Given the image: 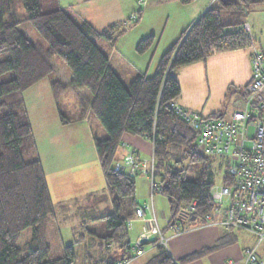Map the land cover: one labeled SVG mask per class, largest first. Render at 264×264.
Wrapping results in <instances>:
<instances>
[{"label":"trees","instance_id":"1","mask_svg":"<svg viewBox=\"0 0 264 264\" xmlns=\"http://www.w3.org/2000/svg\"><path fill=\"white\" fill-rule=\"evenodd\" d=\"M15 1L0 0V76L10 73L8 79L0 81V264H116L140 251L133 246L135 254L125 253L120 258H114L109 251L113 242L118 243V248L132 249L126 240L127 225L138 207L134 200L136 174L113 170L124 133L137 134L152 144L155 191L171 206L168 224L175 222L179 212L187 211L192 215V226L204 225L214 208L210 188L214 185L212 165L216 158L205 156L195 147L193 130L170 105L180 94L174 70L204 60L214 52L244 47L247 36L241 30L246 21H223L226 16L222 15L254 7L264 0H220L219 5H210L160 56L151 75L137 74L128 84L113 71L107 54L95 42L100 37L111 40V26L98 31L86 21H76L59 6L46 7L44 0H19L23 12L18 13ZM24 21L33 25L45 48L18 29ZM228 26L240 28L226 32ZM153 43L154 36L149 35L140 39L135 49L143 53ZM53 57L62 61L69 73L68 85L58 79L51 81L54 99L58 100L67 88L83 91L81 95L90 113L105 131L103 138L94 136V148L111 208L108 214L89 218L104 219V231L88 230L87 221L83 220L73 232L74 242L65 245L54 219V205L28 115L21 94H15L51 75ZM85 108L82 107L80 118ZM58 115L61 123L70 122L59 111ZM184 162L198 164L195 179L185 178L188 167ZM229 182L225 170L221 183ZM192 202L195 204L189 211ZM83 228L87 234L79 230ZM24 231L29 234L23 241ZM51 235L60 243L56 257L51 256ZM150 241L157 254L146 264H183L225 243L218 241L176 261L164 245ZM81 243L84 245L78 258L74 249Z\"/></svg>","mask_w":264,"mask_h":264},{"label":"crops","instance_id":"2","mask_svg":"<svg viewBox=\"0 0 264 264\" xmlns=\"http://www.w3.org/2000/svg\"><path fill=\"white\" fill-rule=\"evenodd\" d=\"M102 1L67 0L63 3L62 0H44V4L48 8H52L54 5L59 6L76 21H86L96 30L102 31L117 23L118 19L120 21L127 16L125 15L126 10L117 4L116 0L113 14L109 11V13L106 12L102 8ZM219 1L192 0L183 3L180 0H145L142 10L139 9L136 27L141 26V22L147 14V17L150 15L152 19L141 36L144 38L153 35L154 39L155 37L157 38L150 48L141 53L142 58L147 59L145 67V64L139 66V64L127 61L125 55L121 52L122 50H116V43L120 40V37H112L111 40L100 37L96 38L95 42L107 54L109 65L113 71L124 84H128L135 75L146 74L151 61L154 58L159 60L160 56L178 40L181 34L196 21L206 8L210 5H219ZM263 5L264 3H261L252 8L256 9L259 7L260 9ZM149 10L151 12L148 13ZM226 12L222 16H227ZM141 19L142 21H140ZM246 22L248 23V21ZM239 28L240 26H236L231 31H237ZM164 35L166 37L162 41L161 38ZM252 40L254 41V39ZM131 43L133 42L131 41ZM257 48L263 53L261 47ZM156 64L157 62L155 66ZM174 77L180 87V94L175 99L177 105L197 112L200 117L221 115L226 101H230L231 106H236L237 104L240 106V98L242 97L244 86L251 78L250 49L244 46L232 50L214 52L204 60H198L178 68L174 72ZM66 79L69 82V77H66ZM44 81L47 82V85H50L51 78H46ZM82 93L83 91L79 92V94ZM235 109L238 108L233 110ZM79 114H76V117L69 123H61L54 112L49 119L41 117L42 121L37 128L41 141L37 143L34 138L50 198L54 205V219L61 241H63L60 234L62 228L70 229L73 235V232L77 230L76 228H79L85 221L86 212L91 218L101 213L99 209H96V206L101 203L110 205L105 181L103 182V188L93 183L92 170L94 169V163L91 164V156L88 159L85 149L80 145V143L85 142L86 148L89 146L90 149V145L94 143L93 130L91 129L93 121L91 120L90 122L89 118V121H85V119L77 120ZM99 132L101 134L100 138L105 137V133L101 128ZM121 142L116 154L117 160L130 149L134 150L138 157L143 160L149 159L152 154L151 142L137 134L124 133L121 137ZM41 148H43L45 155H42ZM43 158H45L47 171L44 168ZM99 168L101 171L100 164ZM138 174L142 175V173ZM145 177L147 176L145 175ZM138 207L141 206L138 205ZM104 210L106 208H103ZM146 212L145 209L143 218L133 214L128 219L127 237L131 231L134 236V242L143 233L147 232L146 222L150 216H147ZM69 219H76L77 221L71 224L66 222ZM191 227L190 230L178 231V233L174 234L169 225L167 226L172 235L168 236L166 248L174 260H182L192 252L212 246L218 241H223L225 242L224 245H220L210 253L190 261L188 260L183 264H228V261H232V264H237L241 262L243 249L246 247L243 246L239 249L236 245L233 248L235 242L231 243L229 238L233 229H224L219 224L191 225ZM252 236L254 235L252 234ZM72 239L74 240L73 237ZM196 239L198 240L193 242ZM129 242L131 244V241ZM232 248L233 250H231ZM156 254L157 248L149 240L143 245L142 251H139L137 255L129 259L127 264H146Z\"/></svg>","mask_w":264,"mask_h":264},{"label":"built area","instance_id":"3","mask_svg":"<svg viewBox=\"0 0 264 264\" xmlns=\"http://www.w3.org/2000/svg\"><path fill=\"white\" fill-rule=\"evenodd\" d=\"M136 3L141 5L145 0H136ZM136 14L131 13L120 25L135 24L138 20ZM113 27L115 30L116 27ZM242 29L249 32L247 22L242 25ZM249 40L251 78L244 86L240 98L241 107L226 116L203 118L195 111L180 107L175 100L170 105L193 130L195 147L207 157L221 158L227 165L230 182L214 184L210 188L214 208L212 214L206 217L204 225L219 224L225 229L245 230L253 234L255 244L243 249L241 262L262 264L256 257V248L264 240V54L256 47L250 35ZM148 162L150 164L146 166ZM153 165V154L149 160H143L130 149L114 162L113 170L125 171L131 176L137 173L148 176L152 194L156 188ZM194 204L192 202L188 206L189 211ZM145 209L150 211L147 220L149 231L135 241L134 248L142 251L140 240L150 238L166 247L167 238L158 227L152 204H147L144 209L137 207L135 215L143 218ZM188 218L192 219V215L189 214ZM169 228L174 234L178 233L173 222ZM128 261L120 260L116 264H127ZM228 264H232V261H228Z\"/></svg>","mask_w":264,"mask_h":264},{"label":"rangeland","instance_id":"4","mask_svg":"<svg viewBox=\"0 0 264 264\" xmlns=\"http://www.w3.org/2000/svg\"><path fill=\"white\" fill-rule=\"evenodd\" d=\"M62 1H63V3H65V1H67V0H62ZM114 2H115V0H103L102 1V3H103L102 8L106 12L109 11L113 14L114 7L116 6L114 4ZM116 2L122 8H124L126 10L125 15H127L124 19H122L120 21L118 19L117 23H114L111 25L112 29H114L113 26L116 27L115 30H113V31L111 29L112 36L114 38L117 36L120 37V40H118L116 43V50H118V51L122 50L121 52L123 53V55H125L127 61L133 62L137 65L139 64V66H142L145 64L144 65V67H145L147 59L146 58L144 59V57L142 58L141 53L138 54V52L136 51L135 48H136L137 42L143 37L141 35H143V33L146 31V28L149 25L152 18L150 15L147 17V15H148L147 14L143 21H142V19L140 20L142 22H141V26H139V27H136L137 22H135V24H129L126 26H122V25H120L121 22L126 20L130 16L131 13L136 14L138 11V15H139V9L142 10L145 3L138 5L136 3V0H134V1L133 0H116ZM66 3H68V2H66ZM15 4H16L17 12L22 13L23 11H22L21 6H20V1L16 0ZM133 9H135V10L132 11ZM149 12H151V11L149 10L148 13ZM240 19H245L246 21H248L249 26H250L249 32H246L242 29L241 34H243V35L245 34L247 36V42L248 43L250 41L249 40V35H250V37H252V39H254L257 47H259V48L261 47V49L264 53V5L261 6L260 9H259V7L256 9L252 8V7H250V8L248 7L247 9L242 8L241 10H235V11L230 12V13L228 12L227 16L223 17V21H228V22H235V21H239ZM170 20H171V18H170ZM172 21H173V19H172ZM18 29L23 34H25L31 41L38 43L39 45H41L44 48L46 47L44 41L41 39L40 35L37 33V31L35 30V28L33 27V25L29 21L22 22L18 26ZM232 29H233L232 26H228V27H226L225 30L231 31ZM165 37H166V35L162 36L161 40L164 41ZM156 40H157V38L155 37L154 42ZM131 41L133 43H131ZM248 43L245 46L248 47L251 51V48L249 47ZM147 58H148V56H147ZM52 61H53L52 64L54 65V71L52 72L51 75L47 76L46 78H51V81H53L54 79H58L59 81L61 80L63 84L68 85V82H67L68 80L66 79V77H69V73H68V69H67L66 65L62 61H60L57 57H53ZM156 62H158V58H154L151 61V64H150V66L147 70V73H146L147 75H151L153 73V71H154L153 69H154ZM176 70H174V72ZM9 77H10V73H6V74L0 76V81L6 80ZM46 78H44L43 81L41 80L42 82H40V83L38 82V83H36V85L34 84L33 86L24 90L22 93H15V94H17L16 96H20L18 94H21V99H22V102L24 103V107L26 109L28 119H29V122L31 125L33 139L35 138L37 143L39 141H41L39 138L40 134H39L38 129H37L39 127L41 121H42L41 117H45L46 119H49L50 116L54 112L59 119V115H58V111H59L62 114V116L67 118V120L71 121V120H73V118L76 117V114L78 115L79 112L81 114L82 107L83 108L86 107L85 108L86 112L84 113L83 117L80 118V116H78L77 120L78 119H85V121H89L88 118L90 119V122L92 120L93 122H92L91 129L93 130V135L96 137H101L100 136L101 134L99 132L100 128L103 130L104 133H105V131H104L103 127L100 125V123L97 121V119H95V117H93L92 114L90 113V111L87 107L88 104H86V102L84 101L83 96L81 94H79L80 91H74L72 89L67 88L65 90V92L58 98V100H55L53 95H52L51 88L49 87L50 85H47V82L44 81V80H46ZM51 81H50V83H51ZM242 96H243V93H242ZM239 107H241V106H238V104L236 106H231L230 101H226V104L223 106V110H222L221 115L225 116L234 108H239ZM76 112H78V113H76ZM67 123H69V122H67ZM35 139H34V141H35ZM35 145H36V143H35ZM80 145H81V147H83L85 149V153L87 155V158L90 159L89 156H91V164L94 163L93 164L94 169L92 170L93 183L96 186L103 188L104 187V183H103L104 180H103V175L100 171L99 164H98V161L96 158L94 143H92L90 145V149H89V146H87V148H86L85 142L80 143ZM41 149H42L41 150L42 155H45L43 148H41ZM42 157H44V156H42ZM150 157H149V159H150ZM149 159H147V160H149ZM43 161H44V168L47 171V166L45 164V158H43ZM149 164L150 163L148 162L146 164V166H149ZM183 165L188 167V172H187L185 178L188 180L195 179L196 174H197L198 164H189L188 162H184ZM179 166H181V164H179ZM226 167H227V165L225 166V163L221 158L215 159V161L213 162V165H212L213 183L214 184H216V185L221 184L222 176H223L224 171L226 170ZM134 182H135V188H136L135 189V196H134L135 202L138 205H140L143 209H144V207H146L147 204L149 206H151V204H152L153 211H154L156 218H157L158 227L161 230H163L162 232H163L164 237L168 239V236L172 235V232L169 229H167V226L169 225V224L167 225V221L171 220V217H172L171 206L169 205L168 200L157 191H154V193L150 194V183H149L148 176L145 177V175H143V174L139 175L137 173L134 176ZM109 206L106 203H101L98 206H96V209H99L101 211V214H97V216L110 213L111 208ZM103 208H106V210L103 211ZM146 215L150 216V211H147ZM84 217H85L84 218L85 221H87L85 227L88 230H90V231L94 230L97 232H99L101 229H102V231L105 230L106 222L104 219L96 218L95 220H91V219H89L88 212L85 213ZM86 219H89V220H86ZM174 220H175V222L173 221V223H175L179 232H183V230H190L192 228L191 227L192 223H191V221H189L190 219L188 218L187 211L179 212L175 216ZM76 221H77L76 219L66 220V222L71 223V224L76 222ZM138 224H139V222H138ZM146 227H147L146 231H149L147 222H146ZM79 230H81V232L87 234L85 228L79 229ZM28 234H29L28 231H24L22 233L23 241L27 239ZM60 234L62 236V239H63L62 242L64 245L74 242V240L72 239L73 236L71 234L70 229L64 227V228H62ZM51 236L52 237L50 238V240H51V244L53 247V249L51 251V256L56 257L59 254V244L60 243L56 241L55 236H53V235H51ZM75 236H76L75 241H77L79 238V235L76 233ZM229 238L231 240L230 241L231 243L235 242L233 248H235L236 245L239 249H240V247L242 248L243 246L253 247L255 244L254 236H252V234L250 232H247L245 230L233 229L232 233L229 235ZM126 240L131 241L132 251L131 250H125L124 248H121V247L118 248V246H117L118 243L113 242L109 251L112 252V255L114 258H120L125 253H126V255H130V254L132 255V254L136 253V251L133 250V246H134L135 242L133 241L134 236H133V233L131 231H130L128 237H126ZM197 240L198 239L194 240L193 242H196ZM85 241H87V239ZM83 245H84V243L77 244L75 246L74 250H75L76 256L78 258L81 257L80 255L82 253ZM208 247H210V246H208ZM233 248L231 250H233ZM256 257L259 261H261L262 264H264V240L262 242H260V244L256 248ZM237 264H242V262H239Z\"/></svg>","mask_w":264,"mask_h":264},{"label":"water","instance_id":"5","mask_svg":"<svg viewBox=\"0 0 264 264\" xmlns=\"http://www.w3.org/2000/svg\"><path fill=\"white\" fill-rule=\"evenodd\" d=\"M152 239H153V238H150V239H148V240H147V239H141L140 242L143 243V242H147V241L152 240Z\"/></svg>","mask_w":264,"mask_h":264}]
</instances>
